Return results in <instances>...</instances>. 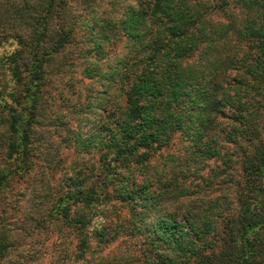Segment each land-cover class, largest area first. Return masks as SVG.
I'll use <instances>...</instances> for the list:
<instances>
[{
	"label": "trees",
	"instance_id": "trees-1",
	"mask_svg": "<svg viewBox=\"0 0 264 264\" xmlns=\"http://www.w3.org/2000/svg\"><path fill=\"white\" fill-rule=\"evenodd\" d=\"M72 1L0 0V264H264V0Z\"/></svg>",
	"mask_w": 264,
	"mask_h": 264
},
{
	"label": "rangeland",
	"instance_id": "rangeland-1",
	"mask_svg": "<svg viewBox=\"0 0 264 264\" xmlns=\"http://www.w3.org/2000/svg\"><path fill=\"white\" fill-rule=\"evenodd\" d=\"M81 7V3H80V0H73L72 1V8L76 11V10H78L79 8ZM70 124L72 125H74L75 124V121L74 120H72L71 122H70ZM60 155L62 156V158H63V160L65 161V162H67V161H69V159H70V157L73 155V148L71 147V146H60ZM58 176V173H55V177H57ZM54 180H52V182H53ZM17 185L19 186V188L23 185V182H21V183H17ZM13 192V190H11V192L9 191V193H12ZM25 193V195H27L29 192L28 191H26V192H24ZM25 196H22V197H19V199L21 198V200H19V201H25L26 199V197L24 198ZM10 199V197H5V199L4 200H9ZM48 241L49 240H46L43 244H48ZM28 243H30L28 240H27V242H23V244L21 245V247H23L22 249H24V248H27V246H28ZM43 244H42V246H38V247H42V249H43ZM29 250V249H28ZM39 256H40V258L39 257H37V259H34L33 257H31L30 255H27V258H26V263H29V264H43V256L41 255V254H39ZM14 256L12 255L11 256V258H13Z\"/></svg>",
	"mask_w": 264,
	"mask_h": 264
}]
</instances>
